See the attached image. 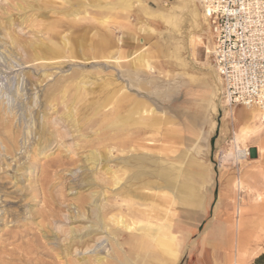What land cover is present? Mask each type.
Returning a JSON list of instances; mask_svg holds the SVG:
<instances>
[{"label":"rangeland","instance_id":"obj_1","mask_svg":"<svg viewBox=\"0 0 264 264\" xmlns=\"http://www.w3.org/2000/svg\"><path fill=\"white\" fill-rule=\"evenodd\" d=\"M0 5V264H106L110 259L120 261L110 260L109 264H175L171 225L176 199L185 201L196 182L198 171L192 167L197 166L189 162V156L197 141L195 135H173L171 106L163 115V131L160 129L161 114H155L160 106L148 94L159 88L158 74L150 69L145 51L129 56L126 50L124 31L132 19L133 0H0ZM80 5V14L73 13ZM39 38L51 47L44 55L49 59L27 56L31 49L26 43ZM111 55L120 57L114 60ZM213 68L212 64L209 74L217 78ZM219 85L214 107L223 111L219 102L223 99L226 110L245 109L249 118L250 109L229 104L223 95V80ZM180 106L200 112L196 105ZM236 110L228 144L220 153L221 162L232 166L248 161L253 152L264 153L261 133L251 131L235 142V132H239ZM256 121L262 123L264 132V119ZM93 154L95 161L90 158ZM130 156L132 164L125 168L122 159ZM170 157L182 167L177 189L165 188L163 175L156 174L170 166ZM139 158L145 159L149 174L144 180L149 186L132 181L128 198L122 193L126 175L139 174ZM114 177L123 178L117 184ZM142 193L148 197L140 196ZM239 194L240 202L245 190ZM261 204V225L251 230L252 237H257L256 244L252 243L255 253L262 251L257 257L264 253V202ZM98 213L109 227L122 232L118 238L123 248L114 250L111 235L96 223ZM117 215H125L135 228L113 223L111 218ZM149 220L158 239L167 240V251L156 238L146 235L149 230L139 229Z\"/></svg>","mask_w":264,"mask_h":264},{"label":"crops","instance_id":"obj_2","mask_svg":"<svg viewBox=\"0 0 264 264\" xmlns=\"http://www.w3.org/2000/svg\"><path fill=\"white\" fill-rule=\"evenodd\" d=\"M199 11V0H133L132 19L124 31L126 50L129 56L145 51L150 69L158 74L159 88L148 94L160 106L155 114H161V131L163 115L171 106L170 113L175 114V124L169 122L176 130L173 135H195L197 141L189 156V162L197 166L192 167L198 171L196 182L185 201L176 199L171 225L175 264H251L262 252L255 253L252 243L256 244L257 237H252L251 230L263 219L258 210H263L264 202V153L253 152L239 166L220 160L236 109L226 110L223 99L219 101L223 111L214 107L220 82L208 71L213 64L207 52L212 48L213 33L209 22L198 16ZM186 103L198 106L200 112L180 108ZM240 110H236L239 120L234 117L238 131L251 124L247 110ZM216 111L218 118L212 119ZM259 139L264 143V132ZM241 189L245 194L239 202Z\"/></svg>","mask_w":264,"mask_h":264},{"label":"built area","instance_id":"obj_3","mask_svg":"<svg viewBox=\"0 0 264 264\" xmlns=\"http://www.w3.org/2000/svg\"><path fill=\"white\" fill-rule=\"evenodd\" d=\"M213 33V66L231 105L264 111V0H199Z\"/></svg>","mask_w":264,"mask_h":264},{"label":"bare ground","instance_id":"obj_4","mask_svg":"<svg viewBox=\"0 0 264 264\" xmlns=\"http://www.w3.org/2000/svg\"><path fill=\"white\" fill-rule=\"evenodd\" d=\"M2 1V0H1ZM4 1H6V0H4ZM21 1V0H20ZM49 1V0H48ZM78 1V0H77ZM21 3V2H20ZM27 3V2H26ZM33 3H35L34 1H33ZM79 3H81L80 1H79ZM84 3V2H83ZM91 3V5H92V2H90ZM28 4H29V2H28ZM36 4H38V3H36ZM82 4V3H81ZM195 4H196V2H195ZM6 5V4H5ZM7 5H9V3L7 4ZM83 6H85L84 4H82ZM98 6L99 5V3L98 4H94V5H92V6ZM1 6V8H2V5H0ZM11 6H12V4H11ZM22 5L20 4V7H21ZM27 6V5H26ZM29 6H37V5H32V4H29ZM82 6V7H83ZM80 7H81V5L79 6V8H77L76 10H74L73 11V13H79V12H81L80 10ZM7 8V7H6ZM22 8H24V7H22ZM40 8V7H39ZM38 8V9H39ZM175 8V7H174ZM188 8H191V7H189L188 6ZM34 9V8H33ZM85 9V8H84ZM2 10V9H1ZM10 10V9H9ZM173 10V9H172ZM160 11V10H159ZM169 11V10H168ZM43 12V11H42ZM41 12V13H42ZM175 12V11H174ZM200 12V13H199ZM198 13V16L200 15L201 17H203V20L204 21H208L207 20V16H206V14L205 13H203L202 11H201V9H200V11H199ZM45 13V12H44ZM43 13V14H44ZM161 13H162V11H161ZM167 13V12H166ZM197 13V12H196ZM80 14V13H79ZM78 14V15H79ZM165 14V13H164ZM172 14H173V12H172ZM175 14V13H174ZM195 14V13H194ZM67 15V14H66ZM77 15V16H78ZM160 15V14H159ZM76 16V17H77ZM152 16V15H151ZM165 16H166V14H165ZM167 16H168V14H167ZM72 17V16H71ZM97 17V16H96ZM158 17V16H157ZM177 17H178V15H177ZM9 18H11V17H9ZM67 18H69V17H67ZM155 18V17H154ZM171 18H172V16H171ZM174 18V17H173ZM2 19V18H1ZM76 19V18H75ZM158 19V18H157ZM164 19V18H163ZM175 20H177L176 18H175ZM201 20V19H200ZM3 21V20H2ZM7 22H8V19L6 20ZM71 22V21H70ZM170 22V21H169ZM171 22H174V21H171ZM9 24H10V22H9ZM64 25H65V23H63ZM66 24H67V22H66ZM75 24V23H74ZM73 24V25H74ZM200 24V23H199ZM2 26V25H1ZM67 26H69V25H67ZM202 26V25H201ZM4 28V27H3ZM37 31H39V30H37ZM210 31V30H209ZM208 32V31H207ZM13 33V32H12ZM24 34V33H23ZM36 34V33H35ZM38 34V33H37ZM14 36V35H13ZM19 36V35H18ZM13 39H14V37H13ZM11 40V39H9V41L11 40V43L13 42H15L14 44H16V43H18L19 44V46H22L21 45V42L19 43L16 39L15 40ZM42 39V38H41ZM210 39V38H209ZM43 40V39H42ZM42 40H40V38H39V40H30V41H28L27 43H26V46L25 47H27L29 50L31 49V51L29 52V54L27 55L28 57H29V59H36V58H41V57H43L44 55H45V53L47 52V50L48 49H50L51 47L49 46V44H46V43H44ZM8 41V42H9ZM119 42H120V40H118ZM195 41V40H194ZM4 42V41H3ZM144 42V41H143ZM70 43V42H69ZM78 43V42H77ZM79 44H82V43H79ZM122 44V43H121ZM69 45V44H68ZM13 46V45H12ZM9 47H10V45H9ZM14 47H16L15 45H14ZM53 47V46H52ZM65 47V46H64ZM113 47V46H112ZM17 48V47H16ZM111 48V47H110ZM14 49V48H13ZM68 49V48H67ZM18 50V49H17ZM117 50H118V47H117ZM13 51V50H12ZM15 51V50H14ZM64 51V50H63ZM116 51V50H115ZM211 50H210V48L208 47V49H207V52L209 53ZM58 52V51H57ZM74 52V51H73ZM122 53V51L120 50L119 51V53ZM12 53V52H11ZM55 53V52H54ZM77 53V52H76ZM76 53H75V55H76ZM121 53H120V55H121ZM56 54V53H55ZM60 54V53H59ZM58 54V55H59ZM74 54V53H73ZM85 54V53H84ZM9 55H10V53H9ZM13 55V54H12ZM48 55V54H47ZM74 55V56H75ZM86 55V54H85ZM85 55H83L84 57H85ZM120 55H118V56H116V55H111L110 56V58L111 59H119V57H120ZM54 56V55H53ZM50 57V56H49ZM72 57V56H71ZM44 58H45V56H44ZM142 58V57H141ZM45 59H49V58H45ZM144 59V58H143ZM145 60V59H144ZM146 63V62H145ZM202 63V62H201ZM206 64V63H205ZM208 68H209V66H208ZM214 69V73L216 74V76H217V78H218V80H219V82L221 83L222 82V80H221V77H220V75H218V73L216 72V70H215V68H213ZM192 77V76H191ZM132 78V77H131ZM164 78V77H163ZM87 78H85V80H86ZM137 79V78H136ZM113 80H115V79H113ZM87 81V80H86ZM145 81V80H144ZM172 81V80H171ZM159 82V81H158ZM167 82V81H166ZM80 84H83V83H80ZM109 84V83H108ZM160 84H162V83H160ZM172 84V83H171ZM84 85V84H83ZM86 87V86H85ZM55 88V87H54ZM57 88V87H56ZM92 88V87H91ZM84 89V88H83ZM85 90V89H84ZM94 90V89H93ZM166 90V89H165ZM80 91V90H79ZM82 91V90H81ZM54 92V91H53ZM63 92V91H62ZM83 92V91H82ZM67 96V95H66ZM65 97V96H64ZM55 99V98H54ZM62 99V98H61ZM70 99V98H69ZM74 99H72V101H73ZM58 101V100H57ZM75 101V100H74ZM72 105V104H71ZM51 106V105H50ZM84 106V105H83ZM71 107V106H70ZM249 109H250V111H249V120L251 121V126L249 125V126H245V127H243V128H241L240 129V131L239 132H236V136H235V142H238L240 139H243L244 137H246L247 135H249V133L252 131L253 133H256L257 135L258 134H260L261 133V131L263 130L262 128H263V125H262V123L261 124H258L257 123V119H264V111L262 110V111H260L261 109L260 108H258V107H248ZM69 109V108H68ZM72 109V108H71ZM260 109V110H259ZM11 111V110H10ZM70 111V110H69ZM66 112V111H65ZM64 112V113H65ZM74 112H76V111H74ZM7 114V113H6ZM9 114V113H8ZM78 114V113H77ZM76 114V115H77ZM63 115V114H62ZM66 115V114H65ZM64 115V116H65ZM73 115V114H72ZM45 116V115H44ZM85 116V115H84ZM8 117V116H7ZM6 117V118H7ZM81 117V116H80ZM62 118V117H61ZM65 118V117H64ZM63 118V119H64ZM72 118V117H71ZM70 118V119H71ZM74 119V117L72 118V120ZM69 120V119H68ZM19 121V120H18ZM77 121V120H76ZM114 122V121H113ZM169 122V121H168ZM262 122V121H261ZM77 123H78V121H77ZM80 123V122H79ZM111 124V123H110ZM264 124V123H263ZM72 125V124H71ZM83 125V124H82ZM86 125V124H85ZM115 125V124H114ZM72 126H74V125H72ZM113 126V125H112ZM75 127V126H74ZM16 128V127H15ZM73 128V127H72ZM106 128V127H105ZM76 129V128H75ZM44 130V129H43ZM196 130V129H195ZM81 131V130H80ZM81 132H83V131H81ZM44 133H46L45 131H44ZM59 134V133H58ZM82 134V133H81ZM80 136V135H79ZM84 136V135H83ZM86 137H87V135H85ZM113 137V136H112ZM77 138H79V137H77ZM8 139V138H7ZM58 139V138H57ZM56 139V140H57ZM195 139V138H194ZM50 140V139H49ZM82 140V139H81ZM149 141H151V140H149ZM144 143V142H143ZM238 144V143H237ZM14 145V144H13ZM238 148V147H237ZM94 151V150H93ZM92 151V152H93ZM261 151V150H260ZM96 154V153H95ZM95 154H93L92 155V157H90L93 161H95L97 158H96V155ZM239 155V154H238ZM91 156V155H90ZM99 156V155H98ZM129 156V155H128ZM99 158V157H98ZM132 156H130V157H125L124 159H122V162L121 163H123L125 166V168H126V166H131V164H132ZM157 158V157H156ZM89 159V158H88ZM90 159V160H91ZM118 160H120V158L118 159ZM139 160L142 162L141 163V165H140V168H139V174L138 175H126V185L123 187V190H122V193H124L126 196L125 197H130V192H132V190H131V187H130V185H131V182L132 181H143V184L142 185H145V186H147L148 185V183L144 180L145 178H147L148 176V174H149V171L148 170H146L145 169V167H144V165H145V163L143 164V161L145 160L144 158H139ZM170 166H168L167 168H160V169H158V171H156V174L157 175H163V178H164V184L163 185H165V188H169V189H177V185H179V178H180V176H181V170H182V167H180V165H178V161H176L175 160V158L174 159H172L171 157H170ZM115 161V160H114ZM121 161V160H120ZM156 161V160H155ZM160 161V160H159ZM97 164V163H96ZM122 164V165H123ZM121 165V166H122ZM167 165V164H166ZM109 167V166H108ZM123 167V166H122ZM159 167V166H158ZM113 168V167H112ZM109 171V170H108ZM138 171V170H137ZM111 172V171H110ZM135 172V171H134ZM208 172V171H207ZM152 173V172H151ZM116 174V173H115ZM153 174V173H152ZM151 174V175H152ZM115 178V177H114ZM122 178L123 177H116L114 180H113V182L115 183H120V181L122 180ZM2 180V179H1ZM161 181V180H160ZM240 181V180H239ZM144 186V187H145ZM149 186V185H148ZM105 192V191H104ZM141 192V191H140ZM167 194V193H166ZM113 196V195H112ZM124 196V195H123ZM140 196H144V197H148V195L146 194V193H142V194H140ZM165 196V195H164ZM89 197V196H88ZM93 198V197H92ZM168 198V197H167ZM95 202V201H94ZM121 202V201H120ZM113 204V203H112ZM107 205H108V203H107ZM106 206V205H105ZM115 206V205H114ZM121 206V205H120ZM107 207V206H106ZM84 208H86V207H84ZM110 210H111V207H108ZM107 208V209H108ZM115 208H116V206H115ZM83 209V208H82ZM150 210H151V208H150ZM97 212V211H96ZM93 214H95V208L93 209ZM145 215V214H144ZM148 215V214H147ZM146 215V216H147ZM99 213L97 214V219H96V223L97 224H100L99 226H102L103 228L105 227V229L108 231V233H109V235H111V239H113V244H114V250L116 249H121V248H123L124 246H123V242L121 241V238H118L119 237V235L122 233H120L119 231H118V229H116V228H114V227H112V226H110L109 227V225L108 224H106V223H104V221H103V219L102 218H99ZM113 216H115L114 214H113ZM118 217H112L111 219H112V221H113V223H115V224H117V225H119V224H122V226L125 228V229H133V228H135L134 226H133V224L132 223H128L127 221H126V217H125V215L124 216H122V215H117ZM101 217V216H100ZM150 217V216H149ZM137 218H139V217H137ZM136 218V219H137ZM158 219V218H157ZM111 221V222H112ZM148 222V224L147 225H142V226H140L139 227V229H141L142 230V228H145L146 230H149L150 232H147L146 233V235L148 236V237H151V238H156L155 239V241L156 242H158L159 243V245L160 246H163V249H166L165 251H167L168 249H167V246H168V242H167V240H164V239H158V237H157V233L155 232V228H154V226H152L153 225V222H152V220H149V221H147ZM156 223L157 222H154V224L156 225ZM141 224V223H140ZM160 224H162L161 222H160ZM164 224V223H163ZM158 226H159V224H157ZM156 227V226H155ZM162 227H163V225H162ZM159 228V227H158ZM162 229V228H161ZM164 230V229H163ZM157 232H158V230H156ZM165 232V231H164ZM161 233V232H160ZM144 234H145V232H144ZM118 238V239H117ZM130 237H128V239H129ZM164 238V237H163ZM132 239V238H131ZM141 239H142V237H141ZM37 240V239H36ZM125 240V239H124ZM133 240V239H132ZM145 240V239H144ZM151 240V239H150ZM112 241V240H111ZM125 241H127V240H125ZM130 241V240H129ZM136 241V240H135ZM41 242V241H40ZM84 242V241H83ZM137 242V241H136ZM148 242V241H147ZM146 242V243H147ZM171 242V241H170ZM85 243V242H84ZM145 243V242H144ZM150 243V242H149ZM153 243V242H152ZM172 243V242H171ZM39 244V243H38ZM129 244V243H128ZM65 245V244H64ZM84 245V244H83ZM95 246V245H94ZM123 246V247H122ZM150 246H153V245H150ZM43 247V246H42ZM44 247H46V246H44ZM90 247V246H89ZM149 247V246H148ZM154 247H156L155 245H154ZM64 248V247H63ZM101 248V247H100ZM39 249V248H38ZM40 249H41V247H40ZM84 249V248H83ZM98 249V248H97ZM36 250V249H35ZM42 250V249H41ZM78 250H80V249H78ZM86 250V249H85ZM90 250V249H89ZM94 250V249H93ZM103 250V249H102ZM113 250V251H114ZM123 250V249H122ZM130 250H131V247H130ZM160 250H161V248H160ZM170 250V249H169ZM40 251V250H39ZM74 251V250H73ZM75 251H76V248H75ZM112 251V250H111ZM159 251V250H158ZM163 251V250H162ZM64 252V251H63ZM121 252V251H120ZM128 252V251H127ZM170 252V251H169ZM37 253H40V252H37ZM42 253V252H41ZM65 253V252H64ZM83 253H86L85 251H83ZM87 253H90L89 251L87 252ZM96 253V252H95ZM115 253H116V251H115ZM122 253V252H121ZM132 253V252H131ZM160 253H161V251H160ZM46 254V253H45ZM72 254V253H71ZM90 254H92V253H90ZM98 254H99V252H98ZM114 254V253H113ZM112 254V252H111V256L113 255ZM123 254V253H122ZM133 254V253H132ZM65 255H66V253H65ZM84 255V254H83ZM96 255V254H95ZM94 255V256H95ZM110 255V254H109ZM139 255V254H138ZM22 255H20V257H21ZM23 256H24V254H23ZM48 256V255H47ZM49 256L51 257V254H49ZM90 256V255H89ZM93 256V259L95 258ZM99 256V255H98ZM98 256H96V258H99ZM115 256H118V254L117 255H115ZM119 256H120V254H119ZM142 256V255H141ZM19 257V258H20ZM29 257V256H28ZM101 257V256H100ZM113 257V256H112ZM122 257V256H121ZM132 257V256H131ZM137 257V256H136ZM25 258V257H24ZM81 258V257H80ZM83 258H85V257H83ZM111 258V257H110ZM114 258H116V257H114ZM120 258V257H119ZM140 258V257H139ZM138 258V259H139ZM21 259V258H20ZM28 259V258H27ZM31 259V258H30ZM105 259V258H104ZM137 259V260H138ZM144 259V258H143ZM21 260H23V259H21ZM58 260V259H57ZM84 260V259H83ZM82 260V261H83ZM96 260V259H95ZM110 260H112V262L113 261H120V260H118V259H110ZM110 260H109V262H110ZM130 260H132V259H130ZM147 260V259H146ZM26 261V260H25ZM80 261V260H79ZM86 261V260H85ZM92 261V260H91ZM116 261V262H117ZM135 261V260H134ZM54 262V261H53ZM52 262V263H53ZM93 262V261H92ZM91 262V263H92ZM109 262H106V264H109ZM122 262H123V260H122ZM121 262V263H122ZM127 262V261H126ZM48 263V262H47ZM73 263V262H72ZM76 263V262H75ZM102 264H103V262H101ZM133 263H135V262H133ZM20 264V263H19ZM81 264V263H80ZM89 264V263H88ZM120 264V263H119ZM128 264H131V262L130 263H128Z\"/></svg>","mask_w":264,"mask_h":264},{"label":"trees","instance_id":"obj_5","mask_svg":"<svg viewBox=\"0 0 264 264\" xmlns=\"http://www.w3.org/2000/svg\"><path fill=\"white\" fill-rule=\"evenodd\" d=\"M252 264H264V253L257 257Z\"/></svg>","mask_w":264,"mask_h":264}]
</instances>
